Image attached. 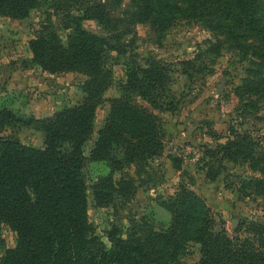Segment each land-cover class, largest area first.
Wrapping results in <instances>:
<instances>
[{"label":"trees","instance_id":"trees-1","mask_svg":"<svg viewBox=\"0 0 264 264\" xmlns=\"http://www.w3.org/2000/svg\"><path fill=\"white\" fill-rule=\"evenodd\" d=\"M45 4L49 8L29 42L33 62L52 75L84 76V97L47 119H25L0 108V136L20 127L45 136L42 148L0 138V238L4 226L16 235L15 247L4 251L0 264H187L184 256L192 245L200 247L195 264H264V224L245 222L236 237L217 232L206 200L185 183L160 203L171 217L167 226L129 215L125 236L113 226L106 243L88 214L89 191L97 208L121 216L152 180L149 163L163 156L166 145L165 125L153 111L177 108L173 66L136 53L137 27H149V38L161 46L176 24L194 21L225 39H217L203 57H219L228 44L255 62L264 59V0H0V17L26 20ZM87 21L97 23L100 32L84 28ZM121 58L127 60L121 95L110 100L86 154ZM197 60L179 63L184 75L198 68ZM254 87L249 92L264 97ZM205 155L206 178L217 180L228 164L247 166L252 176L240 177L239 194L264 199V137L233 130L225 144ZM89 163L104 164L110 172L89 185Z\"/></svg>","mask_w":264,"mask_h":264},{"label":"rangeland","instance_id":"rangeland-1","mask_svg":"<svg viewBox=\"0 0 264 264\" xmlns=\"http://www.w3.org/2000/svg\"><path fill=\"white\" fill-rule=\"evenodd\" d=\"M48 4L32 11L28 19L18 21L0 17V108H7L21 118L47 119L57 112L76 106L84 95L82 86L86 78L77 73L52 75L33 62L29 42L34 37L48 10ZM83 27L100 32L97 23L83 22ZM136 53L140 57L154 55L173 66L177 108L173 113H159L165 125L166 145L163 156L149 163L152 180L139 188L128 202L121 216L112 208H97L89 191V219L96 234L108 243L107 235L113 226L124 233L129 226L127 217L146 218L158 226H167L170 214L160 205L174 195L179 184H187L206 200L211 208L216 231L225 230L231 237L238 235V227L245 222L264 224V199L245 198L238 192L240 177L252 176L247 166L228 164L215 181L206 178L204 165L206 151L218 143L225 144L231 131L249 133L254 138L264 137V97L250 93V87L259 86L264 94V59L255 62L242 58L239 52L230 50L226 44L219 57L204 56L216 37L206 27L194 21H180L164 36L161 46L155 44L150 28L137 27ZM154 37V36H153ZM197 60L196 69L183 74L182 61ZM127 60L121 58L114 67V82L105 95V102L96 113V128L87 144L90 151L97 132L102 127L110 109V100L119 98L125 81ZM246 81L250 82L249 87ZM143 106L150 107L140 102ZM11 136L21 144L42 148L45 136L33 128L9 129L1 137ZM109 169L100 163H89L86 168L88 184L107 176ZM135 169L129 173L134 175ZM120 180V175H115ZM245 237V234L241 233ZM16 235L7 226L2 227L0 238V261L4 251L15 247ZM200 258V247L192 245L184 256L187 264H195Z\"/></svg>","mask_w":264,"mask_h":264}]
</instances>
